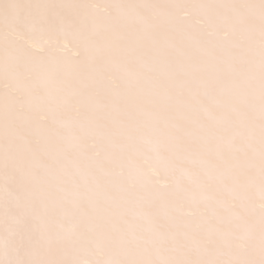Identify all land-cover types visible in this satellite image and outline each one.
Returning <instances> with one entry per match:
<instances>
[{"label":"snow or ice","instance_id":"snow-or-ice-1","mask_svg":"<svg viewBox=\"0 0 264 264\" xmlns=\"http://www.w3.org/2000/svg\"><path fill=\"white\" fill-rule=\"evenodd\" d=\"M0 264H264V0H0Z\"/></svg>","mask_w":264,"mask_h":264}]
</instances>
